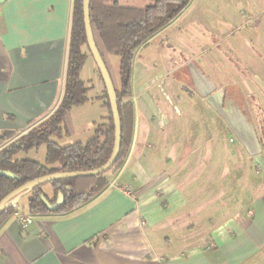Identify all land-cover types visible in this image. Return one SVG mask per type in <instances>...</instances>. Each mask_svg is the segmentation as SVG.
I'll use <instances>...</instances> for the list:
<instances>
[{"label": "crops", "instance_id": "0c3cea01", "mask_svg": "<svg viewBox=\"0 0 264 264\" xmlns=\"http://www.w3.org/2000/svg\"><path fill=\"white\" fill-rule=\"evenodd\" d=\"M72 6L73 0L0 4V149L59 104ZM185 9L134 52L130 141L122 163L105 173L107 184L67 212L32 214L26 197L21 208L16 200L31 221L22 225L13 213L1 222L0 264H264V192L250 155L239 141L222 143L226 123L185 84L189 61L207 74L193 54L177 57L179 71L167 66L166 52L176 49L171 42L179 44L175 35L189 31L175 25ZM219 21L209 27L214 37L229 19ZM108 61L118 87L119 58ZM80 78L93 83L89 99L70 109L72 133L53 137L61 144L85 142L107 122L92 59ZM8 133L15 136L4 138Z\"/></svg>", "mask_w": 264, "mask_h": 264}, {"label": "trees", "instance_id": "16d2710c", "mask_svg": "<svg viewBox=\"0 0 264 264\" xmlns=\"http://www.w3.org/2000/svg\"><path fill=\"white\" fill-rule=\"evenodd\" d=\"M191 0H150L142 7L120 5L117 0H89V20L96 48L112 79L120 118V147L114 163L104 172L56 179L22 192L26 197L27 211L34 213L67 212L86 202L106 184L105 173L116 169L123 161L130 141L132 126V104L129 100L132 59L137 48L142 46L158 30L173 21ZM110 55L119 58V86L111 73ZM92 59L94 72L102 85L104 99L102 106L107 109V122L98 124L85 142L74 141L61 144L59 139L72 133L70 109L86 102L91 84L80 78V71L86 59ZM186 73L188 71L184 68ZM189 75V74H188ZM187 75V76H188ZM189 77V76H188ZM192 89V82L184 81ZM225 91L232 100L243 103L238 88L225 85ZM236 96V98H234ZM239 98V99H238ZM14 133L4 138H12ZM114 139L113 119L101 75L88 48L83 23L82 0H73L70 37L67 52L66 76L62 98L56 109L44 120L17 136L10 144L0 149V169L15 174L14 178L0 176V199L11 190L36 177L59 172L89 170L101 166L109 157ZM45 144L44 160L19 158V151H26ZM48 186V192L44 187ZM42 193L50 205L61 196L57 208H49L38 196ZM12 202L0 209V224L15 212Z\"/></svg>", "mask_w": 264, "mask_h": 264}, {"label": "rangeland", "instance_id": "374dc122", "mask_svg": "<svg viewBox=\"0 0 264 264\" xmlns=\"http://www.w3.org/2000/svg\"><path fill=\"white\" fill-rule=\"evenodd\" d=\"M117 1L120 5L135 7L147 4L146 0ZM206 5H211L206 8L207 12L203 11L205 7H202ZM223 18L229 19L227 24L223 22L225 24L223 35L214 37L209 27L213 26L214 22L217 25L221 24L219 20L223 21ZM197 21L200 22L201 29L193 27L196 26ZM179 23L185 24L189 31L186 35H175L179 38V44L177 41L171 42L176 47L175 50L166 49L169 50L166 53L172 58L167 66L171 67L172 71L178 70V62L183 54H193L191 57L196 58V62L217 86L228 85L238 88L243 103L232 101L252 123L264 160V0H192L175 25ZM227 27L232 29L229 28L230 30L227 31ZM226 33L229 34L228 38L224 36ZM178 71L173 75L177 76ZM86 73L88 77L93 78L91 72L86 71ZM95 112H97L96 106ZM224 131L223 144L231 145L230 140L233 139L234 143L238 144V140L229 130L225 128ZM29 150L19 151L17 157L43 161V144ZM249 158L248 164L257 173L258 188L264 192L262 170L252 161L251 156ZM17 200L21 208L25 198L20 197Z\"/></svg>", "mask_w": 264, "mask_h": 264}, {"label": "water", "instance_id": "95a60500", "mask_svg": "<svg viewBox=\"0 0 264 264\" xmlns=\"http://www.w3.org/2000/svg\"><path fill=\"white\" fill-rule=\"evenodd\" d=\"M5 0H0V4ZM89 0H82L83 23L85 29V36L88 48L97 65L101 75L104 87L106 89L110 111L113 119L114 126V139L111 153L108 159L99 167L89 170L77 171H59L54 173L45 174L16 187L0 199V209L9 203L16 202L20 198L22 192H27L36 186H39L50 181L68 177L94 175L106 171L115 161L121 139L120 118L116 103V93L112 79L106 69V66L96 48L93 40L92 31L89 20ZM190 78L192 81L194 91L218 113L226 123L230 132L236 137L239 143L243 146L246 152L251 156L252 161L255 162L262 170L264 178V160L261 155V147L254 130L252 123L247 119L246 114L239 109L232 99L225 93V86L216 87L214 82L205 74L200 67L193 61L186 64ZM0 176L14 178L15 174L4 169H0ZM38 196L48 205L49 208H57L61 202V196L58 197L56 202L52 205L46 200L42 193Z\"/></svg>", "mask_w": 264, "mask_h": 264}, {"label": "built area", "instance_id": "2783aa9c", "mask_svg": "<svg viewBox=\"0 0 264 264\" xmlns=\"http://www.w3.org/2000/svg\"><path fill=\"white\" fill-rule=\"evenodd\" d=\"M12 206L15 207L14 214L18 216L20 224L24 225L25 223H29L31 221V217L28 215H24L23 213H20L17 209V204L15 202L12 203Z\"/></svg>", "mask_w": 264, "mask_h": 264}]
</instances>
